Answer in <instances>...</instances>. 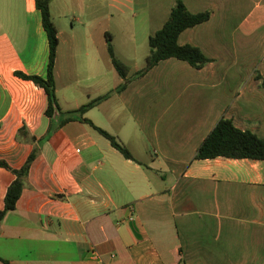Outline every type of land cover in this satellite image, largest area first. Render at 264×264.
<instances>
[{"label": "crops", "instance_id": "0c3cea01", "mask_svg": "<svg viewBox=\"0 0 264 264\" xmlns=\"http://www.w3.org/2000/svg\"><path fill=\"white\" fill-rule=\"evenodd\" d=\"M175 1L49 3L60 108L107 94L84 116L135 161L79 120L30 140L49 127L46 96L14 71L45 75L47 36L34 0H0V159L17 169L38 147L0 221V264H264V160L194 158L221 117L264 138V0H182L210 15L178 43L209 60L197 68L167 58L141 72L149 49L114 41L147 40ZM109 42L125 78L110 63ZM63 116L55 112L52 123ZM12 179L0 167V208Z\"/></svg>", "mask_w": 264, "mask_h": 264}, {"label": "trees", "instance_id": "16d2710c", "mask_svg": "<svg viewBox=\"0 0 264 264\" xmlns=\"http://www.w3.org/2000/svg\"><path fill=\"white\" fill-rule=\"evenodd\" d=\"M34 2L36 8L40 12L41 23L47 36L48 61L46 73L44 76H41L37 74H27L21 71H14V74L21 79L32 81L43 90L46 96V107L44 113L49 119V127L45 135L38 139L30 137V140L40 142L43 139H46L52 131L65 122L79 120L87 123L109 140L110 144L117 149L124 158L136 161L129 149L114 135L97 126L89 118L84 116V113L88 109L101 102L104 98H106L107 94L90 99L75 109L63 111L60 108L55 92L54 78L55 58L59 44L57 28L50 13V0H34ZM209 15V11L191 12L187 9L182 0H176L162 26L151 33L147 38L149 52L145 59V66L141 72L148 70L159 61L167 58H175L186 61L197 68L206 63L209 58L194 45L187 43L179 44L178 35L183 30L206 21L209 18ZM107 50L112 67L122 78H125L127 68L115 57L113 47L110 42L107 44ZM119 88H124V83H122ZM55 112L63 114L64 116L58 121V123L53 124L52 118ZM22 130L23 129L19 132H22ZM37 152L38 147L35 145L25 162L17 169L11 168L3 159H0V167L8 169L13 174V179L9 182L3 194V205L0 208V221L3 219L7 211L12 210L15 207L16 201L26 183V176L30 166L37 156ZM217 156L264 160V138L257 136L249 130H240L235 127L231 119L221 117L200 143L194 158L205 159ZM0 260L3 259L0 258Z\"/></svg>", "mask_w": 264, "mask_h": 264}, {"label": "rangeland", "instance_id": "374dc122", "mask_svg": "<svg viewBox=\"0 0 264 264\" xmlns=\"http://www.w3.org/2000/svg\"><path fill=\"white\" fill-rule=\"evenodd\" d=\"M128 14V13H127ZM225 41H227V39H225ZM249 41L251 43H253V45H251L250 47H252L251 49H258L256 46L258 45V43L260 42V39H249ZM115 44V49H143V51L149 49V46L147 44V40L142 41V43H137V44H130L128 42V39H123V38H116L114 41ZM66 43L61 44V48L60 49H68L66 46ZM249 47V49H250Z\"/></svg>", "mask_w": 264, "mask_h": 264}]
</instances>
